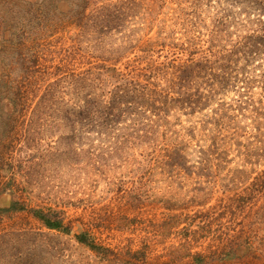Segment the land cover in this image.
<instances>
[{"label":"trees","instance_id":"trees-1","mask_svg":"<svg viewBox=\"0 0 264 264\" xmlns=\"http://www.w3.org/2000/svg\"><path fill=\"white\" fill-rule=\"evenodd\" d=\"M55 1L65 3L68 9L66 15L53 10ZM136 1L41 0L31 3L26 0H0L2 126L12 132L18 124L33 123L48 113H57L64 96L71 92L82 105H76L79 109L73 114L76 122H88L87 127L92 125L91 128L99 136V139L91 140L87 150L77 152V156L87 155L95 161L116 159L120 162L131 159L138 162L140 157L150 162L145 169L140 165L134 168H137V173L143 171L144 177L162 170L179 173L200 171L202 176L199 178H214L212 170L226 167L232 169L227 170L230 176L241 181L250 170L257 173L255 168L263 167L257 173L253 186L264 190V0H192L195 11L185 17L189 26L185 32L192 33V36L181 44L177 43L184 48L181 51L187 55L186 60L161 63L156 65L153 73L160 81L166 80L165 88L160 87L161 83L153 82L151 76L150 81L139 83V88H134L133 76L120 71L115 65L108 66L103 59L104 52L87 54L83 47L91 34L89 29L133 26L136 16L132 12L137 9L141 12L140 3ZM203 4L215 10L214 17H209L210 23L200 11ZM231 5H234V18L229 23L234 21L233 37L227 32L230 13H233L227 6ZM66 21L73 26L72 29L68 25V30L63 27ZM10 25L14 37L6 39L3 34L10 31L7 30ZM45 33L54 35L46 40ZM101 48L104 51V47ZM105 50L110 52L109 59L122 56L117 54L118 50ZM93 59H97L98 63ZM84 64L91 66L84 68ZM234 87L237 90L236 97L232 99L234 101L217 102L212 115L205 117L203 131L211 144L206 148L200 147L196 165L187 166L183 151L177 149L181 143L176 145V149L162 148L156 132L163 128V122L168 121L169 113L177 109L192 112L205 110L219 96V88L225 91ZM96 88L102 93L95 96ZM28 116L32 118L28 119ZM71 116L65 111L61 120L76 124ZM194 134L193 128L189 136ZM8 144L11 152L17 149L13 142ZM234 144L245 149L241 153V163L235 169L236 174L234 167H229L233 161ZM254 199L259 205L247 229L249 236H234V241L228 245L234 251V257L235 250L241 247L248 253L264 249L261 237L264 234V197L260 198L254 190L246 188L233 200L238 207H242ZM25 210L24 203L13 201L8 208H0V213ZM31 212L47 228L71 234V228L52 209L40 208ZM224 215L220 213L213 221H209L208 215L197 216L196 226L202 228L206 222L214 225ZM174 217L182 215H171L169 223L164 220L162 224L173 225ZM98 218L105 219L106 223H94L90 229L82 228L74 236L77 243L91 250L97 259L107 261L111 249L92 238V231L96 228L110 230L111 218ZM189 220L193 223L194 218ZM132 257L138 263L144 262L146 252L135 250ZM191 258L189 264H213L210 257L202 254L192 255Z\"/></svg>","mask_w":264,"mask_h":264},{"label":"rangeland","instance_id":"rangeland-1","mask_svg":"<svg viewBox=\"0 0 264 264\" xmlns=\"http://www.w3.org/2000/svg\"><path fill=\"white\" fill-rule=\"evenodd\" d=\"M26 1L37 3L41 0ZM191 1L137 0L141 12L138 9L132 12L136 16L133 26L89 29L91 34L83 47L87 54L104 52L103 59L108 66L115 65L133 76L132 87L139 88V83H147L151 76L153 82L165 88L166 80L160 81L153 73L161 63L186 60L187 55L181 51L184 48L177 43L192 36L185 32L189 27L185 17L195 11ZM52 6L58 14H67L65 3L55 1ZM227 7L233 12L227 27L233 37L234 21L231 24L229 21L234 18V5ZM200 11L210 23L209 17H214L215 10L203 4ZM67 25L73 28L66 21L63 25L66 30L69 29ZM9 29L3 37L13 39L11 25L7 26ZM46 33V40L54 35ZM105 49L118 50L117 54L122 56L109 59L110 52ZM93 61L98 63L97 59ZM90 66L84 64V68ZM2 72L0 61V78ZM97 93L101 94L102 90L96 88L95 96ZM218 93L205 110L177 109L168 114L163 128L157 129L162 148L176 149L181 143L177 149L183 151L187 166L196 165L200 147L211 144L203 131L206 115H212L217 102L232 103L237 90L235 87L225 91L219 88ZM73 97L68 93L57 113H48L33 123L18 124L12 132L0 123V208H8L13 201L26 205L24 212L0 213V264H189L195 254L210 257L213 264H264V249L248 253L241 247L235 250L234 257V251L228 246L234 236L250 234L247 229L259 202L254 199L238 207L233 199L246 188L264 197V190L253 186L263 167H256L257 173L250 170L246 180L241 181L230 176L228 172L232 169L226 167L212 170L214 178H199L200 171L162 170L144 177L143 171L137 173L134 168L140 165L145 169L150 162L140 157L138 162L135 159L120 162L77 156V152L87 150L91 140L99 136L92 125L87 127L88 122H76L73 114L79 111L76 105L81 104ZM65 111L72 115L70 118L76 124L63 123L61 118ZM193 128L195 134L191 137ZM8 142H13L17 149L11 152ZM238 148L242 149L234 144L233 161L229 166L234 167V174L241 163V153L245 151L238 152ZM40 208L52 209L60 215L64 224L71 228V234L47 228L31 212ZM220 213L225 215L214 225L206 222V226L197 228V216L208 215L209 221H213ZM171 215L182 217H174L173 225L164 226L162 222L169 223ZM100 216L111 218L110 230L96 228L92 238L111 249L107 261L97 259L91 250L78 244L74 236L82 228L90 229L94 223H106L105 219L98 218ZM189 218H194L193 223ZM261 237L264 239L263 233ZM135 250L146 252L144 262L138 263L132 257Z\"/></svg>","mask_w":264,"mask_h":264}]
</instances>
